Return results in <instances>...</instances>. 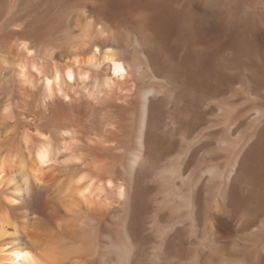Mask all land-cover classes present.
<instances>
[{
	"label": "bare ground",
	"instance_id": "bare-ground-1",
	"mask_svg": "<svg viewBox=\"0 0 264 264\" xmlns=\"http://www.w3.org/2000/svg\"><path fill=\"white\" fill-rule=\"evenodd\" d=\"M0 52L114 120L0 147V264H264V0H0Z\"/></svg>",
	"mask_w": 264,
	"mask_h": 264
},
{
	"label": "rangeland",
	"instance_id": "rangeland-1",
	"mask_svg": "<svg viewBox=\"0 0 264 264\" xmlns=\"http://www.w3.org/2000/svg\"><path fill=\"white\" fill-rule=\"evenodd\" d=\"M3 54L4 53L0 52V57L7 56ZM22 61L25 63L27 62L25 57ZM19 66V63L13 64L11 62H9V65L3 64L0 59V147L2 146L1 148L3 150L6 148V150H8L12 147H18L19 144H22L24 137H30L36 142V136H39V133H46L51 135V138L54 139L57 137L55 141H58L57 143H59L57 130L68 121L78 122L80 124L81 132L89 134L104 131L102 130L104 129V126L107 124L106 127H108V125L111 124V121H114L110 114H104L103 112L94 109L88 104V102H82V104H79L81 102H74L68 104L64 103L62 99H56L54 102L51 101V103L45 97L42 84L40 83V85L39 81L37 82L38 79H35L33 74L30 75L31 78L33 75V81L35 79L33 84L26 83L25 85V83L21 81ZM74 119L77 120L75 121ZM205 152L206 150L202 152V156L200 155L203 159H206ZM203 159H197L196 165L200 164L201 161L202 163L200 165H202ZM60 165L61 166L59 167L58 164L57 168L62 170L64 166H62V163ZM65 169L70 170L71 168L65 166L63 171H65ZM238 194L237 196L241 195L240 190ZM207 195L208 191L206 189V197ZM246 196L247 199L244 201L247 202L246 208H242L241 211H238L233 215H228V213L222 211L221 214L228 222L224 223L221 227L223 230L221 232L223 236H229L231 237L230 239L235 238L239 240L241 236H249L252 234L251 232L246 233L243 228L248 221H253L256 218H259V221H261L260 223L258 221V223H264V188L262 187L259 190V196L257 199H251L249 197L250 195ZM238 201L240 203L243 202V197L242 199L240 197ZM1 202L2 195H0V203ZM258 223L257 225H259ZM227 251H234L233 244L229 246Z\"/></svg>",
	"mask_w": 264,
	"mask_h": 264
},
{
	"label": "clouds",
	"instance_id": "clouds-1",
	"mask_svg": "<svg viewBox=\"0 0 264 264\" xmlns=\"http://www.w3.org/2000/svg\"><path fill=\"white\" fill-rule=\"evenodd\" d=\"M19 259L29 261L30 264H36L35 261H32V260H31V257L29 256V253H28V252H24V253L22 254V256L19 257Z\"/></svg>",
	"mask_w": 264,
	"mask_h": 264
},
{
	"label": "snow or ice",
	"instance_id": "snow-or-ice-1",
	"mask_svg": "<svg viewBox=\"0 0 264 264\" xmlns=\"http://www.w3.org/2000/svg\"><path fill=\"white\" fill-rule=\"evenodd\" d=\"M71 79V77H69Z\"/></svg>",
	"mask_w": 264,
	"mask_h": 264
}]
</instances>
